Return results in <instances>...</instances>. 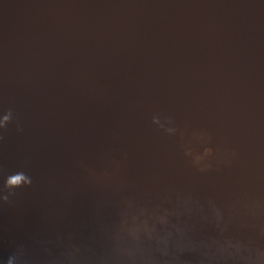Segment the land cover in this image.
Returning a JSON list of instances; mask_svg holds the SVG:
<instances>
[{"label": "water", "instance_id": "obj_1", "mask_svg": "<svg viewBox=\"0 0 264 264\" xmlns=\"http://www.w3.org/2000/svg\"><path fill=\"white\" fill-rule=\"evenodd\" d=\"M19 115L0 147L6 171L24 167L34 185L0 210V261L43 236L44 210L63 205L75 161L118 149L145 197L157 178L221 201L264 170V0H0V108ZM155 112L207 126L242 162L199 176L176 140L151 124ZM91 197L66 207L58 227L87 236ZM206 234H214L206 229ZM192 259V257H186Z\"/></svg>", "mask_w": 264, "mask_h": 264}, {"label": "clouds", "instance_id": "obj_2", "mask_svg": "<svg viewBox=\"0 0 264 264\" xmlns=\"http://www.w3.org/2000/svg\"><path fill=\"white\" fill-rule=\"evenodd\" d=\"M151 124L176 140L196 175H222L242 162L240 150L207 126L160 112L152 114ZM10 126L24 132L14 109L0 108V147ZM116 151L103 154L99 163L76 160L78 175L67 186L56 185L62 209L43 212L44 235L31 246L16 243L0 264H264V170L225 201L158 178L159 194L145 197L138 188L148 185L130 176L128 152ZM29 162L26 158L24 167L11 172L0 165V210L18 207L20 196L33 187L25 170ZM85 194L91 197L93 230L87 236L59 230L66 207ZM209 228L214 234H206Z\"/></svg>", "mask_w": 264, "mask_h": 264}]
</instances>
